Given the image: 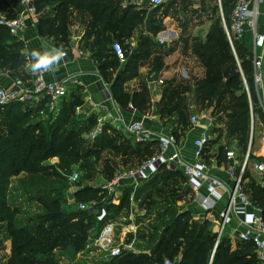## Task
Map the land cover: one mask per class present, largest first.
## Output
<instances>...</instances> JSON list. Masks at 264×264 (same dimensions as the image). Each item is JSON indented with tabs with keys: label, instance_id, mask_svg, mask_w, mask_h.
Here are the masks:
<instances>
[{
	"label": "trees",
	"instance_id": "1",
	"mask_svg": "<svg viewBox=\"0 0 264 264\" xmlns=\"http://www.w3.org/2000/svg\"><path fill=\"white\" fill-rule=\"evenodd\" d=\"M32 1L37 11L45 7L48 10L39 20V33L43 36H52L59 43H66L68 40L71 14L74 11L87 14L86 34L94 38L93 44L97 46L94 54L99 61L104 62L99 67L106 80L109 74L106 71L110 69L113 72L119 65L107 43L109 41L124 43L145 18L144 10L135 9L133 5H126L123 8L122 0ZM235 1L222 0L223 16L227 25H229L228 14ZM163 5L155 6L153 11H160ZM5 14L8 17L15 16L7 12ZM232 44L234 51L224 31L222 20L217 17L205 41L192 47L193 54L204 69L202 77L196 80L195 93L203 107L213 106L219 109L221 114L226 115L227 135L236 140L237 158L239 154L242 158L248 150L251 113L260 115L262 111L254 88L252 53H242L235 39H232ZM153 46V37H141L137 48L122 44L126 63L124 72L135 75L138 62L151 55ZM24 60L19 45L13 41L6 28L0 27V71L8 70L14 77H23L19 69ZM163 66L160 59L156 60L150 69L149 74H153L151 78H155ZM123 82V74L114 75L111 90L113 96L125 106L128 94L124 92ZM188 90V86L178 85L172 92L177 100L173 110L177 113L178 125H181V131L173 133L177 140L182 135L181 132L190 124L180 95ZM136 100H140L141 105L144 104L145 93L143 91L136 93L132 101ZM4 108L5 115L10 117V125L6 134H0V223L8 224L6 237L10 239L11 249L2 264H58L52 257L54 249L66 245L71 253H77L83 246L88 232L97 229L100 223L95 219L94 210H79L75 213L73 210L70 211L71 205L67 203H65L67 210H62L59 193L61 190L63 193L66 190L65 185H60L64 180L63 175L55 170L54 164H48L46 161L58 157L61 159L62 167L66 168L65 166L71 162L68 161L69 159L73 162L85 161L89 156L98 159L103 150H112L115 146L114 139L102 131L101 135L89 142L82 137V128L72 129L70 126L67 129V126L58 121L42 125L40 120L32 117L33 110L19 102L9 103L0 110ZM65 116H67L66 112L63 118ZM262 119L264 121V114ZM146 146L148 145L144 147ZM82 148L84 150H81ZM220 151L223 152H219V157L224 154L223 147ZM153 154L155 153H149L146 158ZM250 158L252 159L249 150ZM164 167V165L159 167L163 173L180 174L179 171ZM115 172L114 168L110 170L105 167L101 174L109 176L107 179L109 180ZM154 174L150 177H154ZM19 175L21 177L18 179V186L14 188L22 190L30 201L36 202L41 207L33 221L20 220L19 210L12 206L9 200L11 181ZM47 180H56L57 183L54 181L46 183ZM165 180L163 182L169 184ZM175 186L168 190L170 197L173 196ZM140 190L138 187L135 196ZM128 192L129 190L124 191L121 201L126 208L129 207ZM103 196L100 187L89 184L77 187L74 192V200L79 203L95 201L101 204ZM251 199L262 209L264 219V189L253 183ZM166 209L163 215L168 216L160 225L152 226L147 232L137 233V238L153 239L161 232L160 245L152 254L137 255L126 252L103 261L102 264H163L165 259L173 261L174 257H178L177 263L173 261L175 264H263L256 257L252 242L246 241L231 249L228 241L221 237L215 245L217 234L209 231L208 221L204 220L202 224H198L191 218L189 211L170 215L166 213Z\"/></svg>",
	"mask_w": 264,
	"mask_h": 264
},
{
	"label": "crops",
	"instance_id": "2",
	"mask_svg": "<svg viewBox=\"0 0 264 264\" xmlns=\"http://www.w3.org/2000/svg\"><path fill=\"white\" fill-rule=\"evenodd\" d=\"M127 5H133L135 9L144 10L145 14L151 12L152 26L143 27L142 24L137 26L129 39L125 40L123 45H129L130 48H137L141 37H153L154 43L163 44V52H159L155 46L152 47L151 55L144 60L138 62V68L135 75L124 72L125 71V59L119 60L112 49V45L117 41H109L108 47L110 48L113 58L118 61L119 65L115 71L110 69L107 80L103 77L99 65L104 63L99 61L95 56L97 46L93 44L94 38L87 36V14L79 13L74 11L69 20L68 26V40L66 43H59L52 36H43L38 31L39 20L32 19L29 15H25L26 27L19 33L17 37H13L19 47L20 52L24 57V62L19 69L23 78L26 80L29 77V72L32 70V64L35 62L33 53L39 55H57L60 52L65 53V57H60L59 60L55 61L52 66V70L47 74L46 78L48 81H64L67 86V94L60 98L57 104V110L53 111L55 118L52 121L35 118L40 120L42 125L47 122L58 121L62 125L67 126L69 129L82 128V137L91 142L92 140L88 137V133L96 126L101 125L102 131L108 133L114 142H122L124 140L131 141V145L134 149L132 150L133 159H113V156L105 153L109 149L103 150L100 156H110L108 158L109 163H113L115 171L120 168H124L127 165L130 167L136 166L142 159L146 158L149 153H156L159 151V137L169 135L178 131H181V125L177 123V113L174 109L176 106V98L172 95L173 90L178 85H186L189 90L181 95V103L184 105L188 116L193 112L194 108H199L197 124H192L188 117L189 127L182 131L178 142V148L180 150L181 159L186 163L195 162L193 156L194 140L199 138L202 133H207L209 136V142L205 146L203 155L200 161L206 166L207 172L210 176L215 177L230 189L234 183V180L239 176V163L241 161V155L236 158V161L227 160L225 157L226 151L234 149L236 154L238 152L236 140L229 137L226 132V121L228 118L226 115L221 114L219 109L213 108V106L203 107L202 103L197 100L196 97V80L202 77L204 69L199 63L197 57L192 52L193 45L204 42L212 23L215 21L217 16L221 18L219 8L215 0H166L160 11H153L155 6L151 5L150 0H125ZM181 1V3H179ZM124 0L121 2L123 6ZM215 4L214 9L210 8L211 5ZM48 6L50 4H47ZM180 6V7H179ZM209 8L211 11H208ZM249 8L256 10V31L258 34L264 35V2L261 0H250ZM24 9L19 0H11L10 5L6 7L5 11L9 14L20 13ZM47 9V8H46ZM190 9V10H188ZM223 10V9H222ZM230 14V13H229ZM228 14V17H229ZM156 19V20H155ZM160 20L163 21L161 28L158 27ZM201 33V34H200ZM240 47V51L260 52V48H254V35L253 31L245 27L243 35L239 39H235ZM121 44V45H122ZM186 49L188 54L194 57L199 65L200 72L195 75L193 71H187L183 66H178L181 60L186 58L182 49ZM167 51V52H166ZM175 54H177L175 56ZM180 58L178 62L174 64L177 58ZM161 60L164 64L163 68L157 74L155 78H151L153 74L150 73V69L156 60ZM174 60V61H173ZM120 74L124 75V82L122 84L124 92L128 94V101L125 106H122L119 100L113 96L111 90V82L115 76ZM192 74L195 76L193 77ZM16 77L8 70L0 71V85L5 88H10L13 85V80ZM104 90L107 92L105 93ZM144 92L146 95V101L141 105L140 100L132 101V97L136 93ZM259 105L261 101L264 102V93L260 94ZM47 97L40 96L39 101L34 103H26L29 109H32V116L35 112L46 110ZM261 108V114H264V108ZM42 109V110H40ZM221 110V109H220ZM66 115L63 118V114ZM251 113L250 119V139L248 149L251 152L252 159L250 161L261 160L264 157V121L262 119L263 114ZM192 116V115H191ZM65 119V120H64ZM141 121L144 126L152 132V139L149 142H136L126 131V126L129 123ZM92 124V125H91ZM101 135V134H99ZM117 143V144H118ZM145 145H148L144 147ZM224 150V154L219 157L220 149ZM173 147L166 151V155H171ZM123 156H127L124 154ZM55 158V157H54ZM114 158H117L114 156ZM104 159V157H103ZM199 161V160H198ZM46 162L49 163L47 160ZM128 168V167H127ZM172 171L180 173L170 174L169 172L163 173L160 169L154 175V177H148L147 179L139 181V189H144L146 192L150 190V185L158 183L168 182L169 184L173 181L181 179L179 185L174 188L173 196L161 198L162 201L155 203L156 206L160 205L161 211L166 208V213L178 214L184 211H189L191 218L197 221L198 224H202L204 220L208 221V229L212 233H218L220 224V213L225 210L228 203L229 195L225 193L223 199L219 201L214 210L210 213L202 214L199 210L198 203L196 202V193L190 188L186 181L180 167L178 168H167ZM232 171V173H230ZM115 174V173H114ZM168 175V177L166 176ZM167 177V178H166ZM16 180V178H14ZM256 184L264 189V173L257 174L250 166L247 167L245 172L241 176V186L243 192L251 198V185ZM159 185V184H158ZM12 186V183H11ZM10 186V187H11ZM75 192V191H74ZM203 190L200 193L203 194ZM136 198V196H135ZM125 207L120 203H106L104 200L101 202L102 205H106L109 218L115 219L119 216L116 214H124L133 216L132 207ZM72 199L74 200V193H72ZM189 200L188 204H185V208L181 207L183 203ZM69 197H67V205L73 203ZM160 200V199H158ZM174 200L173 205L168 206V201ZM252 200V199H251ZM143 201V199H142ZM142 202L138 203L137 207L139 213L143 208H140ZM143 205H147V202H143ZM170 208V210H168ZM168 210V211H167ZM168 215L164 214L163 218H167ZM122 217V216H121ZM120 217V218H121ZM242 215H233L231 221L227 223L222 232L221 237H224L231 249L236 248L238 245L246 242L240 239L239 233L244 231V225L242 224ZM122 223H117L116 236L122 238L124 230L129 227H133L131 223L134 222L130 218L125 219ZM98 223V222H97ZM145 228V232L147 229ZM96 230V229H95ZM94 230V231H95ZM138 232L135 229V233L127 234L126 241H133L134 251L131 252L137 255H150L160 245V234L155 238H137ZM250 242V241H249ZM254 245V244H253ZM255 254L257 253L254 246ZM124 252V253H126ZM122 253V254H124ZM263 259L259 260L260 263L264 264V250L262 252ZM173 261L177 263L178 257H174Z\"/></svg>",
	"mask_w": 264,
	"mask_h": 264
},
{
	"label": "built area",
	"instance_id": "3",
	"mask_svg": "<svg viewBox=\"0 0 264 264\" xmlns=\"http://www.w3.org/2000/svg\"><path fill=\"white\" fill-rule=\"evenodd\" d=\"M165 1L150 0V3L153 6H158ZM261 1L264 2V0ZM19 2L24 5V9L15 16L8 17L6 14L0 13V27L6 28L12 37H17L25 29V15H29L32 19L38 21L48 11L46 8L37 11L32 0H19ZM215 2L219 8L222 25L233 51L232 39H239L243 35L245 27L253 31L254 48H260L259 53L255 50L252 53L253 82L255 91L260 96V94L264 93V35L258 34L256 31L257 12L249 8L250 0H236L231 8L229 25H227L223 16L222 0H215ZM112 49L119 60L123 61L125 59L121 43L114 42ZM61 57H65V53ZM51 70V65L38 71L31 70L27 80L23 77H16L10 88L0 85V108L12 102H19L24 105L32 102L36 103L39 101L40 96H44L47 97L45 107L51 112L57 110L59 99L67 94V86L64 81H48L46 76ZM104 92L106 93L107 91L104 90ZM246 92L249 94L248 89H246ZM260 106L264 108L263 101H261ZM190 122L197 124L199 122L198 116L192 115ZM126 131L136 142H149L153 135L141 121L129 123L126 126ZM101 132V125H96L88 133V137L92 140L101 134ZM208 142L209 136L207 133H202L199 138L195 139L193 142L195 162L186 163L181 159L176 137L172 134L160 136L158 152L142 160L134 167L118 169L111 179L104 181L100 187L101 193L104 194L102 201L104 200L107 204L120 203L124 191L129 190L128 201L130 206H132L139 181L147 179L156 173L161 165L167 168L180 167L188 185L196 193V202L202 214H207L214 210L217 203L223 199L225 193L229 195L225 210L220 213L219 231L215 245L221 236L224 226L231 221L232 214L242 215V224L245 227L244 231L239 233V237L243 241L252 242L256 248L258 259L262 260V252L264 250V219L262 209L243 192L241 176L249 166L257 174H263L264 157L261 160L250 161L248 149L243 154L239 163V176L234 180L232 187L229 189L224 182L210 176L206 166L200 161ZM171 147H173V152L168 156L166 155V151ZM225 157L227 160L236 161L237 154L234 149H229L226 151ZM77 179L78 173L72 171L69 176L70 184L76 183ZM200 190L204 191L203 194L200 193ZM79 209L94 210L95 219L100 223V226L93 231L94 235H91L93 236L94 246L98 251L106 253V257L108 258L118 257L126 251H134L133 241H126L125 239L127 234L133 233L134 235V226L126 228L122 238H120L116 236L117 223L109 218L106 205L101 206L100 203L91 201L79 203ZM163 264L175 263L169 259H165Z\"/></svg>",
	"mask_w": 264,
	"mask_h": 264
},
{
	"label": "rangeland",
	"instance_id": "4",
	"mask_svg": "<svg viewBox=\"0 0 264 264\" xmlns=\"http://www.w3.org/2000/svg\"><path fill=\"white\" fill-rule=\"evenodd\" d=\"M3 1L1 0L0 2L1 3L0 13L5 14V12L3 11H5L6 7L10 5L11 0H3ZM185 1H189V0H185ZM166 2L167 1H165L164 3ZM127 3L128 2L124 0L123 6H126ZM179 3H181V1ZM214 7H215V4L214 5L212 4L210 6V8H213V9ZM210 8L208 11H211ZM78 12L82 13L80 11ZM152 20L153 18H151V12H149L148 14L146 13L144 21L141 24L143 27H145L146 25L152 26L153 25ZM157 25L159 28H161V26L163 25V21L160 20V22ZM154 46L156 47V49H158L159 52H163L162 50L164 48L163 44L161 45L160 43L159 44L154 43ZM180 48L182 49V47ZM185 50L186 49L181 50L183 52L182 54H184V56L186 57L183 60V62L181 60L180 63H177L178 60H180V58L178 57L173 65L177 63L179 67L183 66L187 69V71H189V73L190 71H193L196 75L200 72L198 62L194 57H192V55L188 54L187 51ZM176 55L177 54H175V56ZM192 76L195 77L193 74ZM196 109L198 110L199 108L198 107L194 108L193 112L188 116L189 118L191 117V115H198V111ZM34 114L35 115L32 116L33 118H43V119H46V121L47 120L52 121V119L55 118V115L49 109L43 110L42 112L38 111V112H35ZM9 119L10 117L8 118L7 115H5V108L1 109L0 110V134L1 135L6 134V132L9 131V125H10ZM117 143L118 142L115 143V146L112 148V150H108L105 153H108L109 155L113 156V159H116L119 161L120 159L122 161L124 159L126 160L133 159L132 150H129V154L127 153L128 149H134V147L130 144L131 141L129 142L128 140H124L118 144ZM81 150H84V148H82ZM124 154H127L128 157L123 156ZM114 156H116L117 158H114ZM108 157L110 156L108 155L100 156L98 159H95L94 156H89L88 158H86L85 161L78 160L74 162L72 159H69L68 161H71V162L70 164H68V166H65L66 168L62 167L63 164L61 162V159H59L58 157L51 158L48 160L50 164H54L55 170L59 172L61 175H63L64 180L60 182L61 183L60 185L61 186L65 185L66 190L64 193L62 192V190L59 193V198L62 202V205H61L62 210L64 211L67 210L66 204H65L67 203V197L73 200L72 193H74V191L77 190V187L82 186V185H88V184L93 185L94 187H101L103 185L104 181H106L109 176L107 177L106 175H102L101 174L102 169H104L105 167L110 170H113V168H117V167L112 166L114 165L113 163L108 162V159H110ZM126 167H130V165H127ZM72 171L78 173V179L76 183H74L73 185L70 184L69 182V176ZM20 177L21 176L19 175L16 177V180L13 179L11 181L12 186L9 188V195H10L9 200H10L11 205L19 210L18 218H20V220L33 221V218L37 217V215L39 214L41 207H39L38 204H36V202L30 201V199L27 197V195L23 193L22 190H18L14 188L18 186V181H19L18 179H20ZM52 181L57 183L56 180H52ZM52 181L47 180L46 183L47 182L52 183ZM175 181H176L175 183L172 182L170 184H165L164 182L163 183L160 182L158 183L159 185L158 184L150 185L149 186L150 190H148L147 192L144 188H142L141 190L139 189L140 192L136 195V198H135V202H136L134 203L135 206L132 207L133 216L127 217L128 214L127 215L116 214L117 216L118 215L119 216L116 219H115V216H113L114 217L113 220L117 223H122V221H125L124 216H125V219L130 218L132 221L134 220V222H132L131 224L134 225L138 233H143L145 231L144 229L147 227H149L147 229V231H149L152 226L160 225L163 222V219L165 218L162 217L163 211H161V209H158L161 206L160 205L156 206V204L162 201L161 198L168 197L169 196L168 190L172 189V187L175 185H179L180 181L182 180L181 179L177 180L176 178ZM142 199H144L143 201L147 202V205L145 206L143 205ZM140 201L142 202V205L140 208H143V210L140 211L142 214H140L139 209L136 208L138 203H140ZM188 202L189 200L186 199V202L183 203L181 207L185 208L184 205L188 204ZM173 203H174V200H169L168 206L173 205ZM69 209L70 211L73 210L75 211V213H78V211L80 210L79 202H76L75 200H73V203L71 204ZM88 211H91V209H88ZM7 229H8L7 222L0 223V264L4 263L6 258L10 254L11 242H10V239L6 237ZM91 235H94L93 230L88 232L87 238L83 246L81 247L80 251H78L77 253L75 254L71 253L66 248V245H64L62 248L54 249L52 252V257L57 261L58 264H102L103 261H108L110 258L106 257L107 256L106 253L98 251L96 247L94 246V242L92 240L93 236Z\"/></svg>",
	"mask_w": 264,
	"mask_h": 264
},
{
	"label": "clouds",
	"instance_id": "5",
	"mask_svg": "<svg viewBox=\"0 0 264 264\" xmlns=\"http://www.w3.org/2000/svg\"><path fill=\"white\" fill-rule=\"evenodd\" d=\"M35 59L32 64V70L38 71L43 68H47L49 65L53 64L55 61L59 60L61 56L64 55L63 52L58 53L57 55H39L38 53H33Z\"/></svg>",
	"mask_w": 264,
	"mask_h": 264
},
{
	"label": "water",
	"instance_id": "6",
	"mask_svg": "<svg viewBox=\"0 0 264 264\" xmlns=\"http://www.w3.org/2000/svg\"><path fill=\"white\" fill-rule=\"evenodd\" d=\"M263 70H264V68H263Z\"/></svg>",
	"mask_w": 264,
	"mask_h": 264
}]
</instances>
